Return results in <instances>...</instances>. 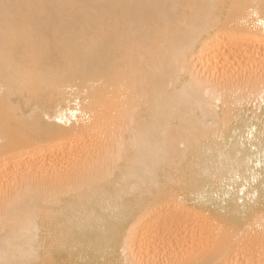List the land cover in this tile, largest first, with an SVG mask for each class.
<instances>
[{
  "label": "bare ground",
  "instance_id": "bare-ground-1",
  "mask_svg": "<svg viewBox=\"0 0 264 264\" xmlns=\"http://www.w3.org/2000/svg\"><path fill=\"white\" fill-rule=\"evenodd\" d=\"M0 264H264V0H0Z\"/></svg>",
  "mask_w": 264,
  "mask_h": 264
}]
</instances>
